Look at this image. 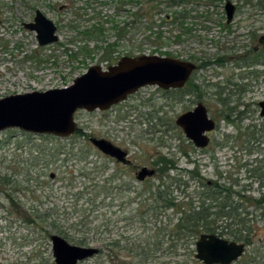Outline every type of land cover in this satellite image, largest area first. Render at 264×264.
Returning <instances> with one entry per match:
<instances>
[{"label": "rangeland", "instance_id": "374dc122", "mask_svg": "<svg viewBox=\"0 0 264 264\" xmlns=\"http://www.w3.org/2000/svg\"><path fill=\"white\" fill-rule=\"evenodd\" d=\"M226 1L203 6L206 17L193 10L188 32L163 23L158 39L144 25L117 34L113 26L128 17L114 0H0V98L69 86L90 66L106 70L124 56L158 54L198 66L183 89L147 85L107 110H78L69 137L1 130L0 264H55L52 235L99 249L78 264H203L182 240L172 248L178 213L165 199L197 201L213 180L231 189L229 202L245 221L232 229L250 241H237L246 250L232 264H264V206L247 201L264 194V116L256 103L264 99V0H230V23ZM37 9L57 25L58 41L42 46L24 26ZM199 101L217 122L205 150L176 124ZM91 137L126 150L131 163L105 155ZM143 167L155 173L140 181ZM190 249L198 260L196 245Z\"/></svg>", "mask_w": 264, "mask_h": 264}, {"label": "water", "instance_id": "95a60500", "mask_svg": "<svg viewBox=\"0 0 264 264\" xmlns=\"http://www.w3.org/2000/svg\"><path fill=\"white\" fill-rule=\"evenodd\" d=\"M225 11L227 23H230L234 19L236 5L227 0ZM24 26L37 33L42 46L59 39L57 25L40 9L36 10L34 20L24 23ZM260 41L264 42V36ZM197 67L190 60L158 54L124 56L106 70L99 64L92 65L69 86L0 98V131L19 128L31 133L69 137L78 128L75 120L78 110H107L147 85H157L163 89L182 88ZM176 123L198 148L210 143L206 132L213 130L215 123L208 117L202 103L194 110L179 115ZM90 141L105 155L119 162H127V151L110 140L91 137ZM154 173V169L143 167L137 178L142 181ZM51 240L55 264H78L99 252L95 247L71 244L60 235H52ZM195 245V257L203 264H232L246 250L245 243L215 233L201 234Z\"/></svg>", "mask_w": 264, "mask_h": 264}, {"label": "trees", "instance_id": "16d2710c", "mask_svg": "<svg viewBox=\"0 0 264 264\" xmlns=\"http://www.w3.org/2000/svg\"><path fill=\"white\" fill-rule=\"evenodd\" d=\"M216 1L219 0H114L119 10H123L121 7H126L124 11L127 13L128 21L124 25L115 24L113 28L117 34L123 36L129 34L130 29L144 25L145 28L150 29L151 33L156 34L158 39L162 36L161 27L163 23H172L182 32H188L190 28L187 26L186 20L191 12L194 10L197 15L200 13L203 15L206 12V17L209 11H201V8L203 6L209 7ZM105 15L112 21L116 13L106 12ZM157 21L159 22L157 23ZM155 28L156 30H154ZM85 32L89 33L90 31ZM210 62L211 60H207L206 63ZM198 177L204 182V178ZM204 187L208 189V192L205 193L204 198L198 197L197 201L192 197L188 201L184 199L176 201L175 197L165 199L167 200V208H173L178 213L177 221L171 227L170 242L174 241L172 248H179L177 241L182 240L181 244L184 250H188L186 251L188 255L197 263L200 261L194 259V250L190 249V246L196 244V239L203 233H215L220 236L228 234L232 237L230 240L245 241L248 244L250 242L242 235L241 231L232 229V226L236 225L245 226V221L240 217L241 213L238 212V206L229 202L231 189L219 181H214L212 184L204 183ZM158 188V196L161 198L163 190H160V186ZM207 200H211V203L207 204ZM247 201L262 207L264 206V194L260 198H248ZM262 216L264 218V214ZM223 220H226L225 225L217 224L218 221ZM135 250L132 248L129 251L137 252ZM136 254L139 256L138 253ZM138 262L137 264H144L146 259H142L141 262L138 260Z\"/></svg>", "mask_w": 264, "mask_h": 264}, {"label": "flooded vegetation", "instance_id": "af4514ba", "mask_svg": "<svg viewBox=\"0 0 264 264\" xmlns=\"http://www.w3.org/2000/svg\"><path fill=\"white\" fill-rule=\"evenodd\" d=\"M261 39V38H260ZM264 43V42H263ZM249 54V53H248ZM251 54V53H250ZM250 56H252V54L251 55H247V57H250ZM250 59V58H249ZM248 62H249V60H247ZM250 63V62H249ZM195 72V71H194ZM193 72V73H194ZM193 73H192V75H193ZM192 75H191V77H192ZM191 77H190V79H191ZM190 79L187 81V83L185 84V86L184 87H182V88H171V89H183V88H185L186 86H189V85H187L189 82H190ZM250 86V85H249ZM248 86V87H249ZM254 86V85H253ZM252 86V87H253ZM167 90V89H166ZM255 102V101H254ZM199 103H202L204 106H205V108H206V110H207V113H208V117L211 119V120H213L214 121V123H215V128L213 129V130H211V131H208V132H206V134L210 137V143L206 146V147H203V148H198L191 140H189L190 142H192V144L195 146V147H197L198 149H201V150H205V149H207L209 146H210V144H211V141H212V139H211V133L217 128V122H216V120L213 118V117H211L210 116V113H209V110H208V107L206 106V104L203 102V101H199V102H197V104L194 106V108H192V109H188L187 111H185V112H183V113H186V112H188V111H191V110H194L196 107H197V105L199 104ZM256 103H257V105H258V107H259V109H260V113H261V115H262V104H264V99H260V100H257L256 101ZM182 113V114H183ZM181 115V114H180ZM262 116H264V115H262ZM177 124V123H176ZM179 126V125H178ZM180 127V126H179ZM184 132V131H183ZM128 153V152H127ZM127 155H129V154H127ZM111 157V156H110ZM113 158V157H112ZM114 159H116V158H114ZM131 163V160L127 157V162L126 163H124V164H130ZM214 181H218V180H213V181H207V183L208 184H212Z\"/></svg>", "mask_w": 264, "mask_h": 264}]
</instances>
